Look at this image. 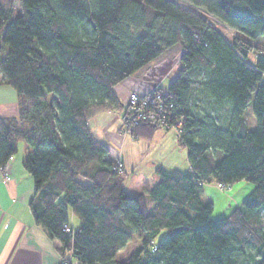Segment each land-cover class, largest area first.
Returning a JSON list of instances; mask_svg holds the SVG:
<instances>
[{"label": "trees", "instance_id": "1", "mask_svg": "<svg viewBox=\"0 0 264 264\" xmlns=\"http://www.w3.org/2000/svg\"><path fill=\"white\" fill-rule=\"evenodd\" d=\"M259 37L264 0H0V80L18 98L17 115L0 117V166L17 140L28 144L29 208L59 242L61 257L71 251L79 264H264V52L250 56L241 40ZM176 43V75L154 91L180 108L176 139L188 168L159 166L145 192H130L122 162L87 119L118 107L114 86ZM194 98L210 110L200 111ZM250 102L253 129L243 116ZM130 127L135 139L169 131L150 121ZM239 180L252 183L250 192L212 218L203 184L229 188ZM70 212L79 224L68 235ZM136 234L138 248L117 259Z\"/></svg>", "mask_w": 264, "mask_h": 264}, {"label": "crops", "instance_id": "2", "mask_svg": "<svg viewBox=\"0 0 264 264\" xmlns=\"http://www.w3.org/2000/svg\"><path fill=\"white\" fill-rule=\"evenodd\" d=\"M158 63L159 57L114 86L120 107L98 110L87 119L92 135L108 146L110 154L119 159L129 173L125 188L130 192H145L157 180L155 169L159 166L183 171L188 168L186 148L179 145L173 131L159 129L151 140H146L135 139L122 129L121 104L126 102L128 93L163 87L166 78L176 75L177 69H151L152 64L163 66ZM17 99L15 90L0 80V117L17 115ZM29 152L28 144L17 140L16 151L6 164L9 179L4 180L0 175V264H59V242L34 222L29 208L32 177L23 166ZM133 175L138 179H133ZM204 185V197L212 200ZM149 202L151 205L152 201ZM73 218L70 212L69 219Z\"/></svg>", "mask_w": 264, "mask_h": 264}, {"label": "rangeland", "instance_id": "3", "mask_svg": "<svg viewBox=\"0 0 264 264\" xmlns=\"http://www.w3.org/2000/svg\"><path fill=\"white\" fill-rule=\"evenodd\" d=\"M17 11V9H16ZM210 22V21H209ZM219 27V25H217ZM221 29V27H219ZM223 34L229 38H231L233 35H235L234 32L230 30H224L221 29ZM237 37H242L241 35L237 34ZM241 40L249 43L251 45V52L250 56L254 55L256 51L264 52V37H259L255 41L250 40L248 38ZM182 53V48L179 43H176L173 47L170 49L164 51L159 57L160 63L158 66L156 64H152L151 69H177L180 64V56ZM156 60V59H155ZM154 61V60H153ZM177 71V70H176ZM175 71V72H176ZM172 77L166 78V80L163 83V88L167 87L169 83L171 82ZM195 104L197 105V108L200 111H204L205 109L210 110V103L207 101H204L202 99H196L194 98ZM244 120L248 128L253 129L255 126V119L252 114V103L250 102L248 106L244 110ZM122 169L124 170V167L122 166ZM124 172H126L124 170ZM125 178L128 180L130 178V175L128 172L125 173ZM134 177V178H133ZM133 179H138L137 176L133 175ZM141 179H146L144 177H140ZM206 189L208 188L207 192L209 195L213 198L211 200L213 204V210L211 213L212 218H219L222 216H225L224 213L226 212V215L234 208L236 207L243 198L250 192L252 189V183L246 181V180H239L234 182L231 187H221L216 183H205L204 185ZM212 187V188H211ZM209 199V198H207ZM150 204V202H148ZM263 221H264V213H262ZM79 221L77 218L69 219V224L75 228L78 225ZM166 234L165 230H161L159 234L156 236L154 241H159L164 235ZM140 245V239L139 235H135L127 242V244L120 249L117 254L116 258L119 260L127 259L128 256L133 253V251L138 248Z\"/></svg>", "mask_w": 264, "mask_h": 264}, {"label": "built area", "instance_id": "4", "mask_svg": "<svg viewBox=\"0 0 264 264\" xmlns=\"http://www.w3.org/2000/svg\"><path fill=\"white\" fill-rule=\"evenodd\" d=\"M151 88L146 91H131L124 103L125 111L122 113V119L125 121L124 133H130V124L138 125L139 123L150 121L159 124L164 129L173 131L175 135L180 132L182 117L177 115L179 106L174 103L171 98L162 90L154 91ZM129 124V125H128ZM0 175L4 180L9 179V170L4 166H0ZM220 186V185H219ZM73 227L65 223L63 230L71 235ZM71 251H67L59 264H69L73 262Z\"/></svg>", "mask_w": 264, "mask_h": 264}]
</instances>
